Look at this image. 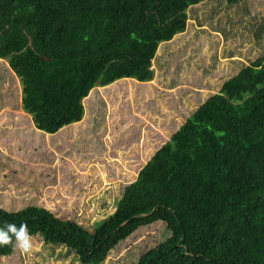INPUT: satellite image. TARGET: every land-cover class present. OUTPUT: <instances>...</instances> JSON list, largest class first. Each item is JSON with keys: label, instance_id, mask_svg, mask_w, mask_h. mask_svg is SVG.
Here are the masks:
<instances>
[{"label": "trees", "instance_id": "16d2710c", "mask_svg": "<svg viewBox=\"0 0 264 264\" xmlns=\"http://www.w3.org/2000/svg\"><path fill=\"white\" fill-rule=\"evenodd\" d=\"M208 1L0 0V109L22 108L41 133L81 121L96 86L117 98L128 92L122 80L176 85L200 68L199 82L214 87L179 89L169 110L158 109L161 142L114 128L135 175L101 224L30 204L0 205V227L24 224L81 264H103L126 242L139 245L132 264H264V19L234 38L236 49L250 45L248 61L230 50L224 60L235 65L225 68L210 33L227 21L218 8L251 1ZM157 226L167 236L144 243ZM17 250L0 246V258Z\"/></svg>", "mask_w": 264, "mask_h": 264}, {"label": "rangeland", "instance_id": "374dc122", "mask_svg": "<svg viewBox=\"0 0 264 264\" xmlns=\"http://www.w3.org/2000/svg\"><path fill=\"white\" fill-rule=\"evenodd\" d=\"M250 1L243 6L223 3L218 8L227 21L218 24L220 30L210 33L211 39L219 40L218 50L225 68L235 65L224 60L227 58L224 54L230 50L234 58L243 61H248L251 56L250 45L236 49L234 43L237 33L246 30L248 20L264 19V5L258 4L262 0ZM208 2L211 6V0ZM207 29L211 30L210 27ZM199 53H208L207 43ZM179 60L181 57L174 63ZM224 67L217 68V72L222 73ZM192 72L176 85L166 84L162 77H155L147 83H135L131 78L122 80V86L127 87L128 92L117 98L108 88L96 86L84 98L83 119L52 134L37 131L30 114L22 108H1L0 205L19 209L39 204L63 218L74 217L91 229L101 224L112 215L124 185L135 175L129 164L133 155L122 157L121 152H116L120 135L114 128L122 126L134 132L135 127L136 132L140 131V136L137 135L140 142L145 139L152 144L156 140L161 142L160 137L153 135H161L164 129L158 109L169 107V110L178 99L179 89L210 88L209 83L199 82L202 77L200 68ZM172 77L177 78L176 74H171L163 79ZM210 90L214 87L206 91ZM166 91H172L171 95ZM168 96L171 102L166 101ZM145 148L143 144L142 151ZM165 231L159 226L152 228L143 235L147 236L144 243L152 244L153 239L161 241L167 236ZM31 243L32 251L24 253L18 248L13 255L1 257L0 264H81L72 251L45 244L39 236L31 237ZM138 252L136 242H126L118 246L103 264H132L137 256L134 253Z\"/></svg>", "mask_w": 264, "mask_h": 264}, {"label": "clouds", "instance_id": "9594fccd", "mask_svg": "<svg viewBox=\"0 0 264 264\" xmlns=\"http://www.w3.org/2000/svg\"><path fill=\"white\" fill-rule=\"evenodd\" d=\"M10 243L24 253L32 251L31 236L26 225L6 224L0 227V246Z\"/></svg>", "mask_w": 264, "mask_h": 264}, {"label": "crops", "instance_id": "0c3cea01", "mask_svg": "<svg viewBox=\"0 0 264 264\" xmlns=\"http://www.w3.org/2000/svg\"><path fill=\"white\" fill-rule=\"evenodd\" d=\"M103 87H105V86H103ZM79 122H80V121H79ZM77 123H78V122H77ZM72 124H75V123H72ZM70 125H71V124H70ZM65 127H66V126H65ZM63 128H64V127H63ZM63 128H62V129H63ZM101 137H102V136H101Z\"/></svg>", "mask_w": 264, "mask_h": 264}]
</instances>
